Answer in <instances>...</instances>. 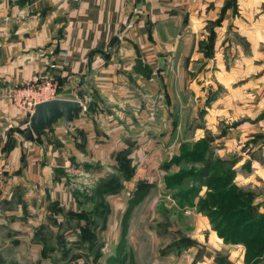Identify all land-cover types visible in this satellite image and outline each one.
<instances>
[{
  "label": "crops",
  "instance_id": "0c3cea01",
  "mask_svg": "<svg viewBox=\"0 0 264 264\" xmlns=\"http://www.w3.org/2000/svg\"><path fill=\"white\" fill-rule=\"evenodd\" d=\"M76 2L71 9L69 0H0V201L5 208L12 206L18 217L35 202H41L39 216L51 214L55 204L61 214L59 204L75 209L65 176L78 162L92 168L105 162L116 170L115 163L126 158L137 175L122 180L124 189L133 190L155 151L175 149L180 141L194 143L206 132L221 133L213 141L219 154L238 157L234 181L239 186H264V0ZM50 63L56 67L49 70ZM47 70L58 82V97L77 99L86 109L69 127L60 118L27 139L22 133L30 114L6 93ZM189 119L192 126L186 129ZM155 137L164 138L165 146ZM256 201L263 202V210L264 192ZM203 224L200 243L225 249L232 263L245 264L241 244L224 243ZM19 233L27 238L26 230ZM26 242L29 252L39 253L41 241ZM204 261L196 264H208Z\"/></svg>",
  "mask_w": 264,
  "mask_h": 264
},
{
  "label": "rangeland",
  "instance_id": "374dc122",
  "mask_svg": "<svg viewBox=\"0 0 264 264\" xmlns=\"http://www.w3.org/2000/svg\"><path fill=\"white\" fill-rule=\"evenodd\" d=\"M206 103L207 100L204 104L200 103V107ZM195 114L198 115V112L195 111ZM191 126L192 121L189 119L185 127L189 129ZM206 133L204 137L210 136L213 141L221 137L219 131L217 136ZM23 140L27 144L28 141ZM154 140L163 147L166 144L162 137H155ZM17 143L26 147L23 142ZM192 144L180 141L175 149L155 151L149 168H143L141 175L138 174V181L132 184L133 190L124 189L123 176L117 172L121 170L137 175V170L131 168L124 157L115 163L116 170L105 162L93 165V168L80 162L73 163L65 180L77 207L71 209L59 204L60 209L65 211L63 214H57L59 209L51 207V214L39 216L41 202H35L32 210L23 211L24 217H18L12 206L7 209L6 203L0 201V264H196L204 260L208 264H234L225 249H213L199 242V236L205 232L204 220L210 226V231L217 235L207 216L198 212L199 199L194 201L195 205L187 203L182 206L183 195L192 188L194 180L189 174L197 171L202 162H194L187 156L176 165L174 158L180 157L182 151H194ZM197 145L198 148H204L205 144L202 142ZM12 146L8 142V147ZM213 151L214 155L221 158L229 157L230 154V157L234 156L232 153L219 154L216 147H213ZM178 175L185 177L180 178ZM116 181L122 185V195L119 199L111 200L110 197L116 193L108 192L117 186ZM98 184L99 190L96 192ZM140 188H145L146 193L130 204L127 198L130 199L132 191ZM242 189L254 195L264 192L263 185ZM13 192L20 194L17 190ZM205 193L206 189L202 188L201 198ZM85 195L90 197L85 198ZM199 214L203 221L199 220ZM23 230H26L27 238L19 233ZM29 239L32 244L41 241L39 253L29 252L26 242ZM44 239L46 244L42 243ZM20 241L25 244H20Z\"/></svg>",
  "mask_w": 264,
  "mask_h": 264
},
{
  "label": "trees",
  "instance_id": "16d2710c",
  "mask_svg": "<svg viewBox=\"0 0 264 264\" xmlns=\"http://www.w3.org/2000/svg\"><path fill=\"white\" fill-rule=\"evenodd\" d=\"M210 33L212 36V30ZM211 43L212 38L205 43L207 52ZM22 134L26 137L25 130ZM202 142L205 144L204 148H198L197 143ZM197 143L192 144L194 151L190 153L182 151L180 157L174 158L176 165L180 160L184 161L187 156H190L189 159H194V162H202L197 171L189 174L194 180L192 188L183 195L182 206H186L187 203L195 205L194 201L199 199L197 210L207 216L218 237L226 244H242L245 248V264H264V209H260L263 202L261 204L257 202L256 195L242 189L234 181L236 176L234 167L238 157L221 158L214 155L213 138L210 136L202 138ZM121 172L123 178H129L133 173ZM115 183L117 186L109 189L108 193H118L121 190L122 185L118 184V181ZM202 188L206 189V193L201 198ZM144 193H146L145 188L133 191L132 197L128 199L130 204L135 203ZM42 241L46 244L45 239Z\"/></svg>",
  "mask_w": 264,
  "mask_h": 264
},
{
  "label": "water",
  "instance_id": "95a60500",
  "mask_svg": "<svg viewBox=\"0 0 264 264\" xmlns=\"http://www.w3.org/2000/svg\"><path fill=\"white\" fill-rule=\"evenodd\" d=\"M70 8L77 6L76 0H69ZM86 107L77 99L52 98L37 103L29 118V125L25 133L31 139L44 131L50 130L52 124L63 118L66 126L71 125L73 117L83 112Z\"/></svg>",
  "mask_w": 264,
  "mask_h": 264
},
{
  "label": "built area",
  "instance_id": "2783aa9c",
  "mask_svg": "<svg viewBox=\"0 0 264 264\" xmlns=\"http://www.w3.org/2000/svg\"><path fill=\"white\" fill-rule=\"evenodd\" d=\"M56 64L50 63L49 70ZM47 70L9 88L6 97L19 109L31 114L34 106L42 101L58 98L59 85Z\"/></svg>",
  "mask_w": 264,
  "mask_h": 264
}]
</instances>
